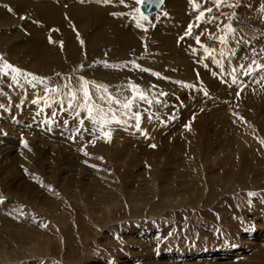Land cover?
Segmentation results:
<instances>
[{
  "label": "rangeland",
  "instance_id": "1",
  "mask_svg": "<svg viewBox=\"0 0 264 264\" xmlns=\"http://www.w3.org/2000/svg\"><path fill=\"white\" fill-rule=\"evenodd\" d=\"M56 1L0 0V68L7 61L21 70L0 72V264H264V59L248 60L238 76L211 78L212 92L197 76L209 66L182 52L192 25L193 35H242L255 43L250 51L264 53V30L253 29L257 21L262 29L264 0H221L219 7L179 0L180 27L171 16L153 35L150 24L173 3L164 0L148 15L153 22L137 27L149 25V32L124 60L110 59L107 46L92 57L88 27L65 24L52 69L40 60L49 55L44 11ZM132 6L139 17L140 5ZM77 41L78 57L70 48ZM181 58L185 66L176 63ZM118 65L129 70L105 101L132 98L134 85L152 103L137 93L131 111L113 104L122 123L105 125L109 139L89 124L82 92L67 77ZM187 88L203 98L183 97ZM133 113L141 116L140 130ZM27 122L33 124L24 128ZM46 130L68 134L48 141L40 133ZM74 141L85 151H72Z\"/></svg>",
  "mask_w": 264,
  "mask_h": 264
},
{
  "label": "bare ground",
  "instance_id": "2",
  "mask_svg": "<svg viewBox=\"0 0 264 264\" xmlns=\"http://www.w3.org/2000/svg\"><path fill=\"white\" fill-rule=\"evenodd\" d=\"M186 1H188V0H186ZM172 2L173 3L169 6V8L166 11L165 16L162 19H160L159 21L158 20L154 21V22L151 21V19L148 20V24H150V22L151 23L153 22L152 24H150L152 26H153V24H155L153 27H151V32L153 30V35H155V33H154L155 29H159L160 26H166V23L171 21V16H173L174 27H177V28L180 27L177 25V23L179 22L178 12H179L180 8L182 9V7L178 6L179 0H173ZM56 3H57L56 7H50L49 8L50 10L44 11V14L46 15V17H45L46 20L44 23H48L50 26L48 29L46 28V30H45V32H47V34L49 35V40H46L48 42L49 49L46 50L44 55H47V54H49V55L47 56L48 59H46V58H44V56H42L41 60H40L41 63H46L47 66L49 65V67L52 69H53V67L58 65L57 62H58V58L60 55L58 54V50H57L58 48L55 46L54 41L62 39V33H58V30L62 25H65V24L69 25V23L79 22V24L81 25V30L88 27V29H89V36L88 37H90V39L93 41L92 44H87L90 55L92 57L99 55L98 53H95L97 51H94V50L98 46H107L111 49L110 59H112V60H114V59L117 60L118 58H120V60L121 59L124 60V58H126V56L130 53L129 51H131L132 49H134L138 45L137 42L140 40V38H142V34L145 35V34H147V31L149 32V25H148V29H146V30L137 28L136 19H139V17L132 15V13H131V10L133 7L132 6L133 0H125V4H123V5L119 3V0H117V1L112 0L111 3H107V4L104 3L103 0H95V1H92V0H58V1H56ZM189 3H191V2H189ZM162 4L160 5V7L155 12H150V13L145 14V15L148 16V15H152V14L156 13L158 10H160ZM125 5H127V6H125ZM181 12H182V10H181ZM112 13H124V15H112ZM176 14H177V16L175 17ZM257 15L260 16V14H258V13H257ZM257 15L255 16L256 20H257ZM134 17H135V19H134ZM252 17H253V15H252ZM141 24L146 25V23L143 20L141 21ZM163 29L164 28H162V30ZM253 29L254 30L257 29L258 32L264 30V23H263L262 29H261L260 24L257 21V24L256 25L254 24ZM132 30H134V31H132ZM200 31L201 30H199V32ZM201 32H203V31H201ZM201 32L199 34H201ZM205 33H204V35H205L204 37L202 34H201L202 36L190 34L187 42L185 44L183 43V45H182V47H183L182 52L185 53V56H186V53H189V52L196 54L197 55L196 57L200 59L199 65L202 68L209 66V70L204 68V70L200 71V74H197V76H202V84L206 85L208 87V89L211 90L212 92H215L217 90L216 84H213L214 82L212 81L215 77L222 75V74H225L226 76H228V78L238 76L237 74L242 72V69L245 66L249 65L248 60L255 59L256 57H257V59L262 58V61L264 59V53L263 52H261V54H256V52L250 51L251 46L255 45V43L251 42L250 39L249 40L247 39V44H246L244 42L246 40H241L242 35L240 36L241 38L238 37L239 40H236L235 38H233L230 40L219 41L220 39L216 40L215 38H211L210 36L208 37ZM157 35H159V34H157ZM197 36L199 37V40H200L199 43H197V41H196ZM165 37H166V35H165ZM166 38H168V39L171 38V35H167ZM69 39H70V34H69ZM50 40H51V42H50ZM154 41H155V39H154ZM77 43H78V41L74 42L72 44V46H70V48L76 53V55L78 54L77 55V57H78L80 54V51H79V46H77ZM87 43H88V39H87ZM155 43H156V41H155ZM115 46L120 47V50L116 53H114L115 52ZM225 48H228V49L226 50L227 52H225L223 54L221 52L219 54L210 55L214 49L217 50L216 52H220V51L225 50ZM176 49L177 48H174V52L177 51ZM205 49H207V51H205ZM193 50H195V51H193ZM157 51L161 52L162 50H160V49L159 50L158 49L153 50L154 53H156ZM64 54H65V52H64ZM76 55H74V56H76ZM179 55H180V57H182L181 54H179ZM189 55L194 56L193 54H189ZM177 61H180L181 63L177 62ZM177 61H176V63H178L181 66L182 65L185 66V64H186V61L183 62L182 58L177 60ZM74 62H73V65H74ZM107 66H99L101 68H96V69L94 68V69H90V70L87 69V71L85 72V75L82 74L84 76V77L82 76V78H80V77L74 78V77L69 76V77H67V79L70 81L69 83L72 86L77 87L82 92V96H83V87L82 86L84 85L85 81L88 82V80H85V76L86 77L88 76L89 79L95 80V81H97L96 83H99V84L103 85L104 87H106V89H107L106 94L110 95V93L111 94L114 93V90L118 88L117 87L118 85L116 84V82L122 81L123 78L125 77L124 75L126 74V71H128L129 69H127L125 71L126 66H123V65H118L117 67L113 66L111 68H109ZM37 69H38V67H37ZM38 70L41 71L40 69H38ZM133 70H134V68H133ZM51 71H53V70H51ZM210 75H211V77H210ZM211 78H213V79H211ZM35 85H38V84H35ZM97 86L98 85L92 81L87 83L88 90H89L90 94L92 95L95 103L98 105L103 104L104 109H106L107 103H105V101H101L99 99V97L105 95V92L102 89H98ZM32 89H34L33 86H31L27 90L32 91ZM193 89H194V91L192 92L190 88H187L185 90V92L182 93L181 95L183 97L185 96V98L189 97V96H192L194 98L195 97L203 98L200 95L199 91L195 90V88H193ZM208 89H206V90H208ZM147 90L149 91V93L151 92L150 89H147ZM125 91L128 92L129 91L128 88ZM114 94H113V96H114ZM260 94H264L263 91H261ZM196 95H200V96H196ZM50 96H51L50 94H47L46 98H48ZM21 100H22V98H21ZM203 106L204 105L202 104L200 107H197V109H200ZM86 113H87V109H86ZM93 116L97 117V119H99V117L97 116L96 110L93 111ZM109 117H111V116H109ZM109 117H108V119H109ZM88 121H89V124H91L93 127L100 128V125L98 123L94 122L93 120L89 119ZM29 124L32 125L33 123L27 122L24 128L30 127ZM199 124L201 125V128H202V126L205 127V124L202 121ZM193 125H194V122H193ZM15 126L11 127V125H10V127L14 131H17L15 129L16 128ZM47 128H49V125L47 126ZM88 129H89V127H88ZM52 130H46V131H43L40 133H41V135H44L43 137H45L48 141H54L56 136H57V138H58V136L61 138L67 137V135H66V134H68L67 130H63V131L58 132V133H54V132L52 133ZM54 135H56V136H54ZM76 142L74 141L73 146H75V147H74V149H72V151H76L75 150V148H76V149H81L84 152L85 147L83 148V146L81 144H76ZM74 153H76V152H74Z\"/></svg>",
  "mask_w": 264,
  "mask_h": 264
},
{
  "label": "snow or ice",
  "instance_id": "3",
  "mask_svg": "<svg viewBox=\"0 0 264 264\" xmlns=\"http://www.w3.org/2000/svg\"><path fill=\"white\" fill-rule=\"evenodd\" d=\"M104 3H111L112 0H103ZM162 3L163 0H135V4L136 5H148L151 6L153 3ZM192 2L194 3L195 0H192ZM213 2L215 3L216 7L220 6L221 0H213ZM120 4H125V0H119ZM127 6V5H125ZM196 7H199V5H196ZM9 11H11V9H9ZM207 12H211L212 9L211 8H207L206 9ZM134 12L139 14V19H136V24L137 27H143V25L141 24V21H147L148 20V16L144 14V12L141 11L140 7H136L134 8ZM112 15H124V13H112ZM204 16V11H201L199 16L197 17V19L199 20L201 17ZM135 19V17H134ZM146 30V29H145ZM191 30H192V25H189L188 28V32L187 34H191ZM196 41L197 43L200 42L199 37H196ZM51 42V40H50ZM195 51V50H193ZM205 51H207V49H205ZM0 59H2V57H0ZM139 67V66H137ZM8 70H11L12 73H19L21 70L18 68L13 67L10 63H8L7 61H4L3 67L0 68V72H3L5 75L8 74ZM143 71H148L147 69H142ZM155 75L159 76V73H155ZM13 80H16V76L14 75L12 77ZM33 79H37L36 77H33ZM87 81H85L83 87V103L80 105L83 108L87 109V113L89 118H91L94 122L98 123L100 125V131L102 133H104V127L105 125L115 122V123H122V121H120L119 119L116 118L115 115V110L112 108L113 104L119 105L120 107H122L123 109H126L128 111H131L132 106L135 103V100L137 98L136 94L138 93V99L141 101H145L148 104H151L152 101L148 100L146 95L143 92H139V90L136 88V86L132 85L130 86L132 88V91L134 93V96L132 98H125L124 102H121L119 99H114L111 96H108L107 100L105 101L104 96L99 97V99L101 101H105V103H107L108 105V109L107 112H105L104 109V105L103 104H96L95 101L93 100L92 95L90 94L88 87H87ZM98 89H102L104 92L107 91L106 87H104L103 85H98L97 86ZM163 95V93H161ZM72 99H76L75 94H72ZM35 102V101H34ZM72 106V102L71 100L69 101V107ZM96 110L97 111V116L99 117V119H97V117L93 116V111ZM109 113H111V119H108V115ZM127 114V113H124ZM133 116L135 118L136 124L135 127L137 130H140V121H141V116L139 113H133ZM83 123V121H81V124ZM123 123H126V121H124ZM104 135H107L110 139V134L109 133H104ZM25 147H27V144L25 143ZM151 147H155V145H151ZM85 155H88V153H85ZM102 159V158H101ZM249 195H255L254 193H249ZM2 202V201H0Z\"/></svg>",
  "mask_w": 264,
  "mask_h": 264
},
{
  "label": "water",
  "instance_id": "4",
  "mask_svg": "<svg viewBox=\"0 0 264 264\" xmlns=\"http://www.w3.org/2000/svg\"><path fill=\"white\" fill-rule=\"evenodd\" d=\"M161 3L156 2L153 3L151 6L148 5H141V11L144 12V14H148L150 12H155L159 7H160Z\"/></svg>",
  "mask_w": 264,
  "mask_h": 264
}]
</instances>
